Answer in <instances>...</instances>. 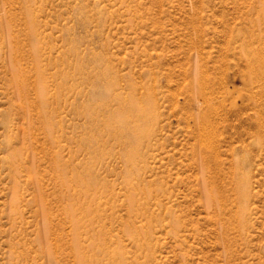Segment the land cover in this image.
<instances>
[{
  "label": "rangeland",
  "instance_id": "1",
  "mask_svg": "<svg viewBox=\"0 0 264 264\" xmlns=\"http://www.w3.org/2000/svg\"><path fill=\"white\" fill-rule=\"evenodd\" d=\"M27 9L52 146L12 76H36ZM263 15L264 0H0V264H76L75 243L103 264H264Z\"/></svg>",
  "mask_w": 264,
  "mask_h": 264
},
{
  "label": "bare ground",
  "instance_id": "2",
  "mask_svg": "<svg viewBox=\"0 0 264 264\" xmlns=\"http://www.w3.org/2000/svg\"><path fill=\"white\" fill-rule=\"evenodd\" d=\"M24 15L26 16V19L29 20L28 21L29 25L27 27V36L29 37V40H30L31 66L34 69L33 71L35 72L36 76H35L33 81H30L28 79V77L26 76L28 71L18 69V68H16V66H13L12 76H13L15 86L18 89V93L23 98V103H24L25 107H27L28 109H30V108L36 109L38 118L40 119L41 122L44 123V131H45L46 138L52 146L54 143L57 142V137L54 133L53 125L51 123L52 119L54 117V113L56 111V108L53 106H49V103H48V97L50 96V94L48 93V90H47V88H48L47 76L45 75V71H44V68L42 67V63H41V55H42L43 49H45V47L41 46L40 43L38 42V38H37L38 32H37V28L32 24V20H31L32 14H31L30 10H28V9L25 10ZM263 20H264V15H263ZM71 50H73V48H71ZM258 65H260L259 66L260 71L264 72V60H261V63L258 62ZM79 70H80L79 63L74 64L72 67V71L74 72V74L78 73ZM58 86L60 88L64 89L67 87V83L63 82V81H59ZM75 88H77L76 91L78 92L79 84ZM31 89L35 93L34 100L27 99V92L30 91ZM54 95L58 99L61 98V94H54ZM51 156H52V166H53L52 168L54 171V176L56 177L55 183L59 182L58 185L60 187L58 188V190L60 189V198L62 201H64L66 198V194H65L66 192L63 189H68L70 187V184L68 183L69 178H68L67 172H66V165H65L64 160L60 157L57 150L53 151ZM131 159L132 158L129 159L130 162H132ZM13 171L14 172L18 171L15 166L13 167ZM30 175L35 182L39 180V178H38V176H36L35 172L30 174ZM75 181L78 183H82V180H80V178H78ZM75 181L73 179V182H75ZM81 192H82L81 190H78L77 194H81ZM247 193H248V189H247V185L245 183L244 186L239 188V194L241 196L245 197L247 195ZM39 199L42 200L41 195L39 196ZM66 205L67 204H65L63 206V208L67 210L65 217L66 218L69 217V219L76 225L77 220H76V217H75L74 212H73L74 209L71 208L72 205H67V207H66ZM87 207H89V206H87ZM77 209L78 210H81V209L85 210L86 209V211H88V208H86V206L85 207L81 206ZM47 213L48 212L44 208H42V213H41L42 221H43V225H42L43 233L42 234L44 235V237H43L44 241H48L47 233L49 232V228H48V224H47V221H48ZM47 245H49V243H47ZM94 246H95L97 251L101 249V246L99 247L98 244L94 245ZM73 248L76 251V260H77L76 264H103V262H100L97 257H90L89 256L88 260H86V258L84 259L85 255L83 254V251L79 249V246L77 245V243L74 244ZM47 254H48L49 264H57L55 256L51 253L50 250L47 251Z\"/></svg>",
  "mask_w": 264,
  "mask_h": 264
}]
</instances>
